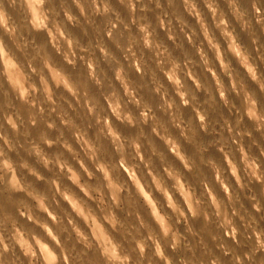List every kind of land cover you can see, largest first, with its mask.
Wrapping results in <instances>:
<instances>
[{"label": "clouds", "instance_id": "clouds-1", "mask_svg": "<svg viewBox=\"0 0 264 264\" xmlns=\"http://www.w3.org/2000/svg\"><path fill=\"white\" fill-rule=\"evenodd\" d=\"M0 264H264V0H0Z\"/></svg>", "mask_w": 264, "mask_h": 264}]
</instances>
